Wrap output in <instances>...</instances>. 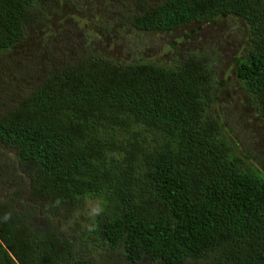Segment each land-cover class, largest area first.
Returning a JSON list of instances; mask_svg holds the SVG:
<instances>
[{
  "label": "trees",
  "instance_id": "1",
  "mask_svg": "<svg viewBox=\"0 0 264 264\" xmlns=\"http://www.w3.org/2000/svg\"><path fill=\"white\" fill-rule=\"evenodd\" d=\"M81 5L0 0V55L25 47L35 77L31 91H8L16 101L0 120L24 187L0 206V264H89L70 258L82 232L73 215L89 201L99 209L85 235L129 264H264V171L246 164L249 152L229 136L239 131L224 127L216 53L204 46L164 64L95 49L108 16L109 28L141 34L236 18L245 44L233 88L264 131V0H97L91 35L66 16H85Z\"/></svg>",
  "mask_w": 264,
  "mask_h": 264
},
{
  "label": "rangeland",
  "instance_id": "2",
  "mask_svg": "<svg viewBox=\"0 0 264 264\" xmlns=\"http://www.w3.org/2000/svg\"><path fill=\"white\" fill-rule=\"evenodd\" d=\"M92 1L94 3L91 6L88 5L90 0H84V5H81L82 9L85 6L88 9L87 14L83 17L74 16L73 14L77 13L65 8L66 16L75 25L74 28L81 26L80 30L87 29L86 35H91L89 33L90 29H93L92 25L101 19L97 14L99 12L97 0ZM122 11L124 15L134 13L125 7L122 8ZM111 19L112 17L108 16L106 18L107 24L103 23L107 31H103V43L95 48L100 51L102 50L101 45L106 44L108 53L104 54V51H100L103 53L100 54L106 57L116 56L117 59L125 61L127 56H130L133 60L141 58L145 61L168 64L176 53L195 52L203 50L204 46L211 48L216 53L211 62L214 65L213 68L216 69L214 76L219 83L226 81V86L223 89L217 86L215 90V95L218 98L216 107L219 108L218 105L220 104L223 116H225L223 119L226 120L227 118L229 123L225 124L224 127L226 129L233 127L239 131L240 138L232 133H229V136L231 139L240 142L241 147L249 152V156L245 160L246 164L264 171V131L257 122L249 121V116L242 108V95L233 88L235 76L232 60L238 56L245 44V28L239 20L236 18L217 20L211 26H202V29L196 33L194 32L195 27H189L182 28L172 34H141L120 24H113L112 28H109ZM49 29V32L54 31V28ZM78 38H80L79 35L76 36V42L79 41ZM111 49L114 55H112ZM22 50L26 51V48L0 55V120L4 118L6 112L4 106L10 102L8 101L9 98L16 101V96L9 97L8 91L14 89L17 92L18 83L31 91V82L35 79L31 76L33 72L27 69V58L31 53L25 56ZM42 63L46 66L44 61ZM14 103L12 102L10 108L13 107ZM225 113L227 114L225 115ZM16 167L17 164L12 151L0 144V206L2 210L5 209L6 200L9 199L12 192H20L24 188L16 182L18 180L15 175ZM98 209L99 202L89 201L75 211L73 217L79 222L78 226L82 232L80 233L78 230L80 235L73 243L70 254L71 260H86L89 264H129L121 257L118 250H110L106 244L98 241L92 235L89 238L85 235L90 233V226L92 220L97 216ZM212 258L209 257L197 262L190 261L187 264H214ZM139 264L153 263L143 260Z\"/></svg>",
  "mask_w": 264,
  "mask_h": 264
}]
</instances>
